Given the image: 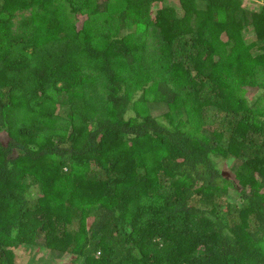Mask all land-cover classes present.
<instances>
[{
  "label": "trees",
  "instance_id": "1",
  "mask_svg": "<svg viewBox=\"0 0 264 264\" xmlns=\"http://www.w3.org/2000/svg\"><path fill=\"white\" fill-rule=\"evenodd\" d=\"M264 264V0H0V264Z\"/></svg>",
  "mask_w": 264,
  "mask_h": 264
},
{
  "label": "rangeland",
  "instance_id": "2",
  "mask_svg": "<svg viewBox=\"0 0 264 264\" xmlns=\"http://www.w3.org/2000/svg\"><path fill=\"white\" fill-rule=\"evenodd\" d=\"M170 1V0H167ZM16 254V260L19 264H48L46 261H43L42 255L45 253L44 248H34V247H25L23 245L16 246L14 248ZM60 264H75L71 257L57 259Z\"/></svg>",
  "mask_w": 264,
  "mask_h": 264
}]
</instances>
